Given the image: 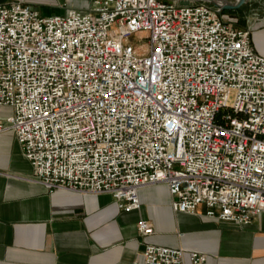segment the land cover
<instances>
[{
	"label": "built area",
	"instance_id": "built-area-1",
	"mask_svg": "<svg viewBox=\"0 0 264 264\" xmlns=\"http://www.w3.org/2000/svg\"><path fill=\"white\" fill-rule=\"evenodd\" d=\"M176 1L94 0L54 16L0 4V106L14 110L0 132H15L50 193L109 194L132 212L142 189L165 184L174 212L205 206L244 227L264 214V56L250 27ZM141 33L147 52L132 42ZM138 231L155 233L147 220ZM144 258L207 264L152 244Z\"/></svg>",
	"mask_w": 264,
	"mask_h": 264
},
{
	"label": "crops",
	"instance_id": "crops-1",
	"mask_svg": "<svg viewBox=\"0 0 264 264\" xmlns=\"http://www.w3.org/2000/svg\"><path fill=\"white\" fill-rule=\"evenodd\" d=\"M93 1L0 0V4L20 3L54 16L88 10ZM226 1L231 6L238 3ZM251 2L222 13L236 19ZM249 20L240 28H251L253 48L264 56V13ZM13 114L12 107L0 106V123L8 126ZM34 177L15 132H0V264H144L147 244L197 251L206 255L207 264H264V214L239 227L208 217L205 206L195 214L176 213L165 184L142 189L141 209L125 212L112 195L50 193ZM141 220L152 223L153 235H140Z\"/></svg>",
	"mask_w": 264,
	"mask_h": 264
},
{
	"label": "rangeland",
	"instance_id": "rangeland-1",
	"mask_svg": "<svg viewBox=\"0 0 264 264\" xmlns=\"http://www.w3.org/2000/svg\"><path fill=\"white\" fill-rule=\"evenodd\" d=\"M229 1V0H228ZM234 1V0H230ZM243 14L237 18V26L244 27L245 24L251 23L249 18L251 15H261L264 13V0H252L251 3L247 4L246 6L242 7ZM226 14H230L228 11H225ZM249 28V27H248ZM148 34L141 33L137 34L133 39V44L139 48L142 52H147V44H148ZM235 99V93L232 94L230 99V104L232 105Z\"/></svg>",
	"mask_w": 264,
	"mask_h": 264
},
{
	"label": "water",
	"instance_id": "water-1",
	"mask_svg": "<svg viewBox=\"0 0 264 264\" xmlns=\"http://www.w3.org/2000/svg\"><path fill=\"white\" fill-rule=\"evenodd\" d=\"M196 1L200 2H206L209 3L219 9L223 10H232V9H237L243 4L246 3V0H238V3L236 6H231L226 0H181V1H176L178 2L181 6H188L193 4Z\"/></svg>",
	"mask_w": 264,
	"mask_h": 264
}]
</instances>
